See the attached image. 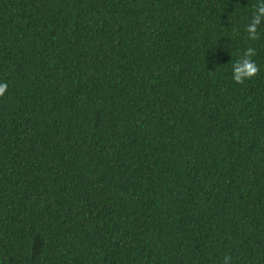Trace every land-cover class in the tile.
<instances>
[{"label":"trees","instance_id":"obj_1","mask_svg":"<svg viewBox=\"0 0 264 264\" xmlns=\"http://www.w3.org/2000/svg\"><path fill=\"white\" fill-rule=\"evenodd\" d=\"M256 4L0 0V264H264Z\"/></svg>","mask_w":264,"mask_h":264},{"label":"clouds","instance_id":"obj_2","mask_svg":"<svg viewBox=\"0 0 264 264\" xmlns=\"http://www.w3.org/2000/svg\"><path fill=\"white\" fill-rule=\"evenodd\" d=\"M264 19V0H257L255 11L252 15L250 23L247 25V33L252 39L256 38L257 25ZM253 49L248 48L244 51L242 57L233 63L232 65V79L236 83H242L243 80L254 76L257 72V66L251 59ZM7 83L0 81V95H3L6 91ZM227 257H225V264H227Z\"/></svg>","mask_w":264,"mask_h":264}]
</instances>
